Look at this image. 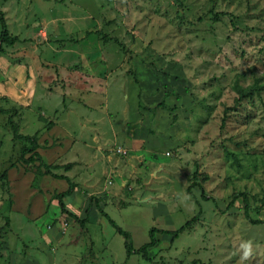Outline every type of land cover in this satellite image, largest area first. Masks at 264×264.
Listing matches in <instances>:
<instances>
[{"label": "rangeland", "instance_id": "1", "mask_svg": "<svg viewBox=\"0 0 264 264\" xmlns=\"http://www.w3.org/2000/svg\"><path fill=\"white\" fill-rule=\"evenodd\" d=\"M0 11V264H264V0Z\"/></svg>", "mask_w": 264, "mask_h": 264}, {"label": "trees", "instance_id": "2", "mask_svg": "<svg viewBox=\"0 0 264 264\" xmlns=\"http://www.w3.org/2000/svg\"><path fill=\"white\" fill-rule=\"evenodd\" d=\"M0 24H1L0 40L2 42L8 43V44H13L16 41V37H10L9 36V34L7 32V29H6V24H5V21H4L3 13L1 11H0ZM0 112L4 113V112H8V111H4V110L0 109ZM11 129L14 132V134H16L15 133V128H14L13 125H11ZM17 136L19 138H21V139L22 138L26 139L29 142V144H30L28 147H24L22 149V154L23 155L32 153L34 151V149H36L37 144H36V141L34 139H32L31 137H25V136H21V135H17ZM33 155L38 156L35 152L33 153ZM33 155H31L28 158L30 161H32V159H33L32 156ZM61 179L66 180V182L68 184L67 190L62 192V193H60L58 195V198L60 200L59 204H60L61 208L63 209L64 207H63V204H62V199L64 197L70 195L73 192L74 184L72 182H70L66 178H61ZM202 199L205 200V201H208V199L206 197L202 196ZM232 202H233V200H232ZM243 203H244V206H245V216H246V218L249 219L252 224H264V222H261V221H253V220H251L249 215H248V212H247V205H246L247 201H246L245 197L243 198ZM230 206H231V203H230ZM103 216L106 218V220L108 221L109 225L116 231V233L123 238V246H124V249H125L127 255H131L133 253H145L149 248H152L156 244V239H155V236H154L155 229H151L150 232H149V242L144 244L137 251H135L133 249V247L131 246L130 239H129V234L127 232L123 231L119 226H117L116 223L113 220H111L106 214H103ZM194 218L190 219L183 226H181L177 231L172 232L170 234L176 235V234L181 233L190 224V222H192L194 220ZM162 233L169 234L168 232H162Z\"/></svg>", "mask_w": 264, "mask_h": 264}, {"label": "crops", "instance_id": "3", "mask_svg": "<svg viewBox=\"0 0 264 264\" xmlns=\"http://www.w3.org/2000/svg\"><path fill=\"white\" fill-rule=\"evenodd\" d=\"M39 4H40V6H42L43 8L45 7L43 4V2H39ZM43 12V11H42ZM12 16L13 17H15V19H14V21H17L19 18L18 17H16V16H14L13 14H12ZM6 18H7V16H6ZM17 18V19H16ZM13 22V21H12Z\"/></svg>", "mask_w": 264, "mask_h": 264}, {"label": "built area", "instance_id": "4", "mask_svg": "<svg viewBox=\"0 0 264 264\" xmlns=\"http://www.w3.org/2000/svg\"><path fill=\"white\" fill-rule=\"evenodd\" d=\"M119 154H120V153H119ZM122 154H124V153H122ZM122 154H121V155H122Z\"/></svg>", "mask_w": 264, "mask_h": 264}]
</instances>
